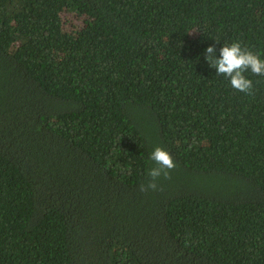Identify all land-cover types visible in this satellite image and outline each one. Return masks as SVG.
Masks as SVG:
<instances>
[{"label": "trees", "instance_id": "obj_1", "mask_svg": "<svg viewBox=\"0 0 264 264\" xmlns=\"http://www.w3.org/2000/svg\"><path fill=\"white\" fill-rule=\"evenodd\" d=\"M237 41L264 0H0V264H264V76L204 57Z\"/></svg>", "mask_w": 264, "mask_h": 264}, {"label": "clouds", "instance_id": "obj_2", "mask_svg": "<svg viewBox=\"0 0 264 264\" xmlns=\"http://www.w3.org/2000/svg\"><path fill=\"white\" fill-rule=\"evenodd\" d=\"M207 64L215 69L217 76L228 79L230 86L237 92L251 95L253 83L244 74L250 72L256 76H264V60L247 48L242 47L240 42L224 45L219 49V58H216L215 46L206 48L204 53ZM150 160L155 166L150 169L147 185H141L140 191L157 190V181L163 177L170 179L171 171L176 167L172 156L161 147H156L150 155Z\"/></svg>", "mask_w": 264, "mask_h": 264}, {"label": "rangeland", "instance_id": "obj_3", "mask_svg": "<svg viewBox=\"0 0 264 264\" xmlns=\"http://www.w3.org/2000/svg\"><path fill=\"white\" fill-rule=\"evenodd\" d=\"M66 17H69V16H66ZM69 18H73V17H69ZM79 23L76 22L75 20H69V27H73V25H78Z\"/></svg>", "mask_w": 264, "mask_h": 264}]
</instances>
